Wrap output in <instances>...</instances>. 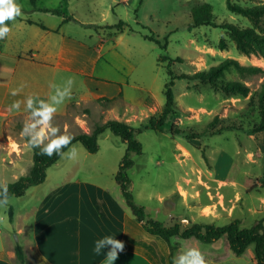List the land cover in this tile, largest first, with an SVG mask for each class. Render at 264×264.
<instances>
[{
  "label": "rangeland",
  "instance_id": "rangeland-1",
  "mask_svg": "<svg viewBox=\"0 0 264 264\" xmlns=\"http://www.w3.org/2000/svg\"><path fill=\"white\" fill-rule=\"evenodd\" d=\"M227 1L36 0L37 8L64 12L56 15L35 9L32 0H17L22 10L19 17L55 27L96 50L99 57L95 78L107 81V93H115V83L128 82L118 84L122 95L100 101L93 96L102 86L88 82L83 75L47 69L30 73L33 81L39 80L38 84L30 85L31 92L42 91L48 98L53 91L50 83L64 84L69 76L73 77L70 97L58 106L61 112L68 110L53 118V124L62 132L70 136L92 133L97 125L113 119L143 130L137 134L143 154L131 155L135 161L128 171L131 191L136 203L145 207L150 217L166 225L180 222L183 226L193 223L225 226L239 219L242 227L249 228L264 219V105L258 98L264 84V56L241 52L235 37L222 28L231 24L253 28L264 35V15L253 22L230 12ZM231 2L243 7L264 4V0ZM206 4L212 7L214 26H195L194 10ZM22 25H26L22 32L13 29L12 53L21 52L27 40L38 43L34 33L41 30L29 25V21ZM48 37L58 36L49 33ZM145 37L157 39L160 45ZM222 42L225 49L221 48ZM54 45L52 40L49 47L53 50ZM162 57L168 60L162 62ZM177 58L183 61L178 62ZM226 59H234L243 67L261 69L244 74L233 69L227 73L228 81H239L250 87L248 97L227 95L198 80H177L173 88L175 110L162 131L145 130L151 118L159 120L163 113L168 66L176 75H194ZM2 116L0 187L27 175L33 164V150L20 134L28 112ZM99 145V152L92 154L80 143L74 144L75 158L62 157L48 170L43 184L0 207L4 246L17 243L18 228L24 222L22 216L44 201L50 203L52 189L60 183L79 179L110 190L125 203L115 176L127 145L109 130L99 137ZM11 209L16 216L14 222L10 220ZM19 238L23 244L24 235ZM171 243L177 248L175 256L189 247L200 249L195 238L175 237ZM215 251L222 253L216 255L217 260H223L222 264L256 262L253 246L243 257L227 250L225 244H217ZM201 252L207 264L214 262L216 253Z\"/></svg>",
  "mask_w": 264,
  "mask_h": 264
},
{
  "label": "crops",
  "instance_id": "crops-1",
  "mask_svg": "<svg viewBox=\"0 0 264 264\" xmlns=\"http://www.w3.org/2000/svg\"><path fill=\"white\" fill-rule=\"evenodd\" d=\"M28 21L29 25L41 30V33H34L36 40L39 39L38 43L27 40L21 52L12 53L10 45L15 36L13 29L24 31L26 25L22 24ZM8 23L11 31L4 40H0V117L3 118L4 113H26L23 103L20 110H12L10 105L16 100L23 101L29 95L48 99V96L41 94L42 91L31 92L30 85L39 83L38 79L33 81L30 77L31 71L41 73L44 69L52 72L62 70L83 75L88 82L102 86L93 98L122 95L119 85L124 82L127 84V81L115 83V93L110 94L106 90L107 81L95 78L94 69L99 54L91 46L60 33L55 27L43 24L49 29L44 30L37 25L42 23L28 18L18 16L15 22ZM49 33L57 34L58 37H48ZM52 40L55 44L53 50L49 47ZM12 89L18 90L16 96L10 94ZM67 110H58L54 115L62 116ZM51 193V201L48 198L50 203L44 201L32 207L22 216L24 222L18 228L16 241L21 244L19 236L24 235L21 245L28 264H101L103 252L97 254L94 251L95 242L107 235L124 244L114 264H170L169 245L160 237L147 233L126 202H122L110 190L78 179L60 183ZM4 241L0 232V264H19L15 252L16 242L4 246ZM213 257L214 262L208 264H222L223 260H217L216 255ZM252 264L257 263L254 261Z\"/></svg>",
  "mask_w": 264,
  "mask_h": 264
},
{
  "label": "trees",
  "instance_id": "trees-1",
  "mask_svg": "<svg viewBox=\"0 0 264 264\" xmlns=\"http://www.w3.org/2000/svg\"><path fill=\"white\" fill-rule=\"evenodd\" d=\"M32 3L34 4L35 9L42 12H50L56 15L64 14L61 10L37 8L36 0H32ZM227 7L230 12L248 17L253 22H255L258 17L264 15V4L243 7L241 5L233 4L231 0H228ZM213 18L212 7L208 4L195 9L193 12V23L198 27L214 26ZM30 23L34 24L32 21H30ZM37 25L44 30H49L43 24ZM122 25L123 24L121 23L120 27ZM222 28L228 30L235 37L238 49L241 52L246 54L256 53L264 56V35L259 34L253 28H239L238 26L231 24L223 26ZM145 38L160 45V42L155 38ZM221 48L225 49L223 42ZM161 59H163L162 62L168 60L166 57H162ZM176 61L182 62L183 60L177 58ZM233 69L237 70L240 74H244V72L261 71V69L256 67H243L234 59H226L218 66L212 67L208 71H201L194 75H188L185 73L176 75L170 66H168L167 71L169 81L165 86L166 103L163 113L159 120L151 118L149 120V126L146 127L145 130H153L157 132L162 131L167 119L175 110V94L173 88L175 86V81L177 80H198L201 83L212 85L227 95L248 97L251 92L249 86L239 81H228L226 79L227 73L231 72ZM258 98L260 104L264 105V84L261 86ZM99 100L110 101L105 98ZM260 128L262 129V127ZM106 130H109L112 134L119 137L121 141L127 145V152L121 160L119 170L115 176L116 183L120 187L123 198L136 220L142 224L144 230L150 235L160 237L169 245L170 264H172L177 249L171 243V240L175 237L182 240L195 238L199 241L201 250L204 252L213 251L216 253L215 255L222 254L221 252L219 254L215 251V246L217 244H225L227 250L232 251L237 256L244 255L245 252L253 246L256 263L264 264V219L256 222L249 228L242 227L239 219L233 220L225 226L201 223H193L188 226H183L180 222L166 225L165 223L150 217L146 212L145 207L136 203L131 191L132 181L129 177L128 171L135 165V161L132 159L131 155L143 154V146L137 139V134L143 131L141 128H134L131 124L125 121L117 119L109 120L104 124L97 125L92 133H80L72 136L74 139L70 147L76 143H80L89 153L95 154L100 150L99 137L104 134ZM171 131L175 132L173 128ZM31 148L33 150V164L28 174L22 176L14 183L0 187V190L4 187L7 188L9 199L23 197L30 188L43 184L47 179L48 170L62 158L57 157L55 154H53L52 157L41 155L38 148ZM10 220L11 222L14 220L13 209L10 210ZM15 252L19 264H28L26 262L24 248L21 244L16 243Z\"/></svg>",
  "mask_w": 264,
  "mask_h": 264
},
{
  "label": "clouds",
  "instance_id": "clouds-1",
  "mask_svg": "<svg viewBox=\"0 0 264 264\" xmlns=\"http://www.w3.org/2000/svg\"><path fill=\"white\" fill-rule=\"evenodd\" d=\"M21 14V6L17 0H0V40H4L11 31V25L8 22H15L16 17ZM72 84L73 77L69 76L64 84H49L53 91L47 100L29 95L23 101L16 100L10 105V109L20 110L21 103H23L24 110L28 112V119L20 134L27 138L31 147L38 148L41 155L52 157L55 154L57 157L66 156L69 159L77 156L76 150L70 147L74 137L62 132L58 126L53 124L58 106L71 95ZM17 93V89H12L10 94L16 96ZM8 199L7 188L4 187L0 190V207L6 206ZM106 248L108 250L105 252ZM123 249V242L111 235L98 239L94 247L97 254L103 252L104 259L101 264H114L119 252ZM172 264H207V262L199 248L189 247L173 257Z\"/></svg>",
  "mask_w": 264,
  "mask_h": 264
}]
</instances>
